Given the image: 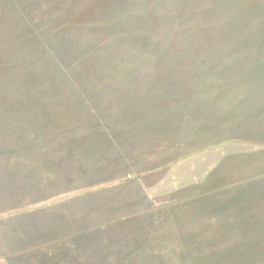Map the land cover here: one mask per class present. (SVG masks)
<instances>
[{
    "label": "rangeland",
    "instance_id": "rangeland-1",
    "mask_svg": "<svg viewBox=\"0 0 264 264\" xmlns=\"http://www.w3.org/2000/svg\"><path fill=\"white\" fill-rule=\"evenodd\" d=\"M16 222L9 264H264V0H0Z\"/></svg>",
    "mask_w": 264,
    "mask_h": 264
},
{
    "label": "crops",
    "instance_id": "crops-1",
    "mask_svg": "<svg viewBox=\"0 0 264 264\" xmlns=\"http://www.w3.org/2000/svg\"><path fill=\"white\" fill-rule=\"evenodd\" d=\"M21 225L16 222L15 226H7L4 230H0V264H9L13 258L23 256L27 252L26 236L21 233ZM14 243H17V245ZM13 244L14 246H12ZM17 247H22L19 250H13ZM11 260V261H10Z\"/></svg>",
    "mask_w": 264,
    "mask_h": 264
}]
</instances>
